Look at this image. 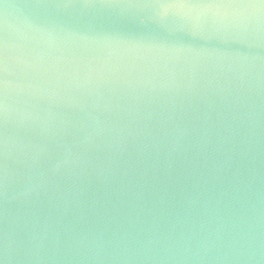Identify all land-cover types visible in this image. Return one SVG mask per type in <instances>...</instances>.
<instances>
[{
    "label": "water",
    "instance_id": "obj_1",
    "mask_svg": "<svg viewBox=\"0 0 264 264\" xmlns=\"http://www.w3.org/2000/svg\"><path fill=\"white\" fill-rule=\"evenodd\" d=\"M0 264H264V0H0Z\"/></svg>",
    "mask_w": 264,
    "mask_h": 264
}]
</instances>
